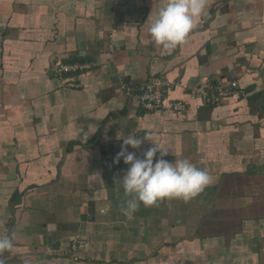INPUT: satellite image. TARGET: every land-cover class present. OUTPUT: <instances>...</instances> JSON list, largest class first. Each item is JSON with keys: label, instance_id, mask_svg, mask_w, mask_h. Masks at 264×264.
<instances>
[{"label": "crops", "instance_id": "1", "mask_svg": "<svg viewBox=\"0 0 264 264\" xmlns=\"http://www.w3.org/2000/svg\"><path fill=\"white\" fill-rule=\"evenodd\" d=\"M166 2L0 0L5 264H264V0H205L169 49L148 35ZM74 61L93 68L69 87L53 68ZM153 78L187 109L144 110L120 86ZM232 81V95L195 108V86ZM129 134L138 158L157 144L211 183L126 215L129 165L116 157Z\"/></svg>", "mask_w": 264, "mask_h": 264}, {"label": "clouds", "instance_id": "2", "mask_svg": "<svg viewBox=\"0 0 264 264\" xmlns=\"http://www.w3.org/2000/svg\"><path fill=\"white\" fill-rule=\"evenodd\" d=\"M204 7L205 0H167L157 8L155 18L148 25L152 45L169 49L182 43ZM141 144V138L132 134L123 136L121 151L116 157L117 162L123 158L124 163L129 165L119 181L125 194L132 197L125 201L126 207L122 209L126 215L134 213L141 203L151 206L165 197L187 202L211 183L209 173L196 167L188 159L174 162L163 159L167 150L157 144L144 151L142 158H138L126 147L139 149ZM158 151L161 158L154 161ZM13 236L14 233L11 232L8 235L0 234V254L14 247ZM0 264H5V261L0 259Z\"/></svg>", "mask_w": 264, "mask_h": 264}, {"label": "built area", "instance_id": "3", "mask_svg": "<svg viewBox=\"0 0 264 264\" xmlns=\"http://www.w3.org/2000/svg\"><path fill=\"white\" fill-rule=\"evenodd\" d=\"M93 68L91 61H74L68 63L57 62L54 65V74L64 84L69 87H76L69 77L72 74L79 75L89 72ZM121 89L130 99L136 100L137 104L147 111H155L159 109H167L174 112H183L187 109L189 103L186 100L169 99L164 97L163 90L167 88V83L161 78H153L149 82L143 83L140 86H131L126 82L120 84ZM237 82L232 81L230 84L206 83L195 86L191 94L193 98H197L199 102L195 104V108L199 109L201 106L209 104H217L223 98L232 95L236 92ZM75 246H73V249Z\"/></svg>", "mask_w": 264, "mask_h": 264}]
</instances>
